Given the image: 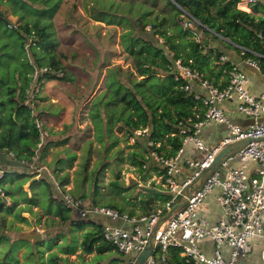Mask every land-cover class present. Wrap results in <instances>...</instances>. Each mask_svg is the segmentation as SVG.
I'll use <instances>...</instances> for the list:
<instances>
[{
  "label": "trees",
  "instance_id": "trees-1",
  "mask_svg": "<svg viewBox=\"0 0 264 264\" xmlns=\"http://www.w3.org/2000/svg\"><path fill=\"white\" fill-rule=\"evenodd\" d=\"M62 1L0 0V264H101L98 256L113 248L103 239L102 218H75L74 210L63 206L51 182L38 170L51 166L43 160L49 132L41 115L60 112L50 102L39 103L45 100L40 94L42 83L75 80L53 22ZM238 1L84 0L90 19L118 27L119 45L131 66L108 65L103 88L96 93L101 60L89 69L85 92L74 97L75 108L79 101L87 103L93 138L83 145L69 193L82 200L91 195L88 205H103L129 216L148 214L169 199L160 183L142 199L127 202L130 207L118 203L113 196L127 189L118 181L121 166L129 164L143 180L149 170L161 175L163 169L150 152L172 157L182 146L185 134L181 130L191 133L193 124L202 118L205 107L195 94L202 97L204 92L196 82L184 89L187 82L176 73V60L220 89L229 82L233 53L256 61L264 73V15H256L264 12V2L252 3L251 12H247L237 8ZM239 46L247 49L243 55ZM221 55L227 59L221 61ZM37 121L47 131L41 147L37 146ZM141 127L147 130L135 134ZM73 131V122L64 124L63 130L55 132L59 138L51 142L64 144L75 137ZM62 152L66 159H58L56 165L60 162L71 167L76 153ZM16 163L32 166L34 171L12 168ZM105 172L111 175L105 186L110 192L115 190L112 195L102 193ZM56 178L60 197L69 176L64 172ZM54 203L61 205L64 213L53 210ZM33 208L44 217L40 229L50 226L43 231L44 239L34 245L15 237L29 230L32 223H41L39 217L34 219ZM61 224L67 230L54 228ZM76 231L80 233L71 244ZM72 255H76L73 261L69 259ZM163 264L188 263L179 249L169 248Z\"/></svg>",
  "mask_w": 264,
  "mask_h": 264
},
{
  "label": "built area",
  "instance_id": "built-area-1",
  "mask_svg": "<svg viewBox=\"0 0 264 264\" xmlns=\"http://www.w3.org/2000/svg\"><path fill=\"white\" fill-rule=\"evenodd\" d=\"M256 1L239 0L236 6L244 10ZM239 49L240 55L247 51L240 46ZM226 59L225 55L220 56L221 61ZM246 62L251 67H259L251 58H246ZM44 70L39 69L34 75ZM175 71L186 79L185 90L193 82L199 85L205 94L202 97L195 94V97L201 98L205 111L193 124L191 133L181 130L185 136L175 155L165 158L155 151L150 152L153 161L163 169L159 179L169 193V199L150 213L138 216H129L103 205L90 206L68 191L60 192V202L80 218H102L103 239L126 256L125 264H134L149 245L151 251L142 264H163L169 248L179 249L188 264H264V93L256 97L245 89L248 80L237 65H232L229 82L221 89L202 79L199 72L183 65L180 59L175 62ZM228 100L236 101L234 112L237 116L251 121L246 124L234 122L218 106ZM41 124L36 122L40 131L38 147L47 136ZM213 124L224 125L226 134L208 144L201 133ZM146 130L147 127H141L135 134ZM130 141L133 142V138ZM240 141H245L244 146L225 153L212 173L202 181V176L213 168L218 153ZM188 144L202 156L182 159ZM248 163L253 164L249 169ZM192 187L186 195L185 190ZM214 190L215 204L219 206L221 216L212 221L202 209L206 197ZM184 199L186 203L182 207L167 215ZM254 239L261 242L258 262L250 260Z\"/></svg>",
  "mask_w": 264,
  "mask_h": 264
},
{
  "label": "rangeland",
  "instance_id": "rangeland-1",
  "mask_svg": "<svg viewBox=\"0 0 264 264\" xmlns=\"http://www.w3.org/2000/svg\"><path fill=\"white\" fill-rule=\"evenodd\" d=\"M11 20L14 21V17H11ZM53 22L60 40V47L62 51L67 54V63L71 65V71L75 75V80L73 82L44 81L40 89V94L42 97H45V100L39 103L44 105L50 102L54 107L60 108V112L54 116L41 115L42 121L49 132L46 143L47 149L43 160L51 166H42L38 168L39 174L44 175L51 182L53 193L59 199L58 192L61 188L59 187L56 176H60L64 172H67L69 183L63 187L65 191H70V189H72L73 171L78 168L80 156L83 153V145L86 140L93 138V131L91 130L92 124L87 117V103L79 101L78 106L75 108L74 97H81L85 92L89 81V69H91L93 65H99L101 60L104 59V63L101 64L103 66L100 68L101 74L98 84L95 87L96 93L103 88V75L108 65H120L126 68L130 67L131 64L130 59L122 52L119 45L118 27L90 19L84 8V0H63L60 8L53 17ZM97 54L100 57L98 61H96ZM71 122H73V128L74 131H76L75 137L69 138L64 144L54 145L51 141L57 140L60 136V134H56L55 132L63 130V125ZM65 133H68V131ZM48 141H50L49 143L51 144L47 145ZM120 145H122V143ZM63 149H68L76 153V158L73 160L71 167L64 166L63 163L60 162H57L56 165L58 159H66V156H64L62 152ZM11 165L13 166L12 168L16 170L28 169L34 171L32 166L20 163ZM57 167L63 168L62 170L55 169ZM53 171L56 174L52 173ZM110 179L111 175L105 172L102 187V193H106L105 195H112L115 191L113 190V192H110L108 187L105 186ZM118 181H123L127 189L122 190L120 195H115L113 197L118 203L125 205L126 208L130 207L127 202L142 199L147 191H155L156 185L161 183L159 176L156 175L153 170H149L148 178L143 180L138 172L126 163L121 166V175ZM153 182L155 184H153ZM26 187L27 184L24 185V188ZM90 196L91 195L83 199L86 204L90 203ZM103 202H105V200L99 201V203ZM51 208L55 211L64 213L63 207L59 204L54 203L51 205ZM33 209L35 211L33 216L34 219L39 217L42 220L39 225H36V228L42 232L50 228V226H44L43 229H40V226H42L44 222V217H42V215L39 216L38 212H36L38 208ZM72 214L75 218H79V215L74 211ZM24 215L28 216L27 213H24ZM23 227L25 226L23 225ZM61 227L67 230L66 225L63 226V224L54 226V228ZM78 233L80 232L76 231L71 235V244H75V237ZM252 245L255 251L260 245V240H252ZM254 251L253 253H255ZM86 258H89V256ZM69 259L71 261L75 260L76 255L69 256ZM125 260L126 256L122 255L114 248H111L97 258V261L101 264H125Z\"/></svg>",
  "mask_w": 264,
  "mask_h": 264
},
{
  "label": "crops",
  "instance_id": "crops-1",
  "mask_svg": "<svg viewBox=\"0 0 264 264\" xmlns=\"http://www.w3.org/2000/svg\"><path fill=\"white\" fill-rule=\"evenodd\" d=\"M264 2V0H261ZM244 6V5H243ZM244 11L251 12L250 6H246ZM256 15H264V12H258ZM232 62L234 65H237V67L244 73L245 77L247 78V83L245 84V89L253 96L258 97L262 93H264V73L261 71V67L259 65L258 69L251 67L247 62L246 59H242L237 54L233 53L232 55ZM205 94V93H204ZM236 101L235 100H228L224 102L218 103V106L224 110V112L236 123L239 124H246L251 121V119H244L239 116H237L234 112ZM226 134V128L222 124H213L208 127H205L202 130L201 137L203 140L211 144L212 142L216 141L220 137L224 136ZM202 156V154L197 151L192 144H188L185 146L182 159L187 158H194L198 159ZM252 163H248V169L252 166ZM215 193L216 190H214L212 193H210L203 204V211H205V214L209 217L210 220L214 221L217 218L221 216V210L218 205L215 204ZM261 248V242L260 245L257 247V249L252 252L251 254V261L258 262L259 260V253ZM208 252L210 253V250L208 249Z\"/></svg>",
  "mask_w": 264,
  "mask_h": 264
},
{
  "label": "water",
  "instance_id": "water-1",
  "mask_svg": "<svg viewBox=\"0 0 264 264\" xmlns=\"http://www.w3.org/2000/svg\"><path fill=\"white\" fill-rule=\"evenodd\" d=\"M205 43H207V41H205ZM244 144H245V141H240V142H237V143H233L231 145L226 146L220 153H218V155L215 157V160H214V163H213V168L211 170L207 171L202 176V181H205L206 178L212 173V170L219 163L220 159L225 155V153L234 152L238 148L244 146ZM192 190H193V187L190 188V189L185 190L184 193L186 195H188ZM185 203H186V199H184L183 201H181L180 203L175 205L172 208V210L169 211V213L167 215L171 214V212H173L175 209H177L179 207H182ZM15 237L18 238V239L24 240V241H28L32 245H34L35 242H38V241H41V240L44 239L43 232L38 230L34 223H32V227L29 230L18 232V233L15 234ZM150 251H151V245H149L145 250H143L139 254V256L135 260L134 264H142L144 262V260L146 259V257L149 255Z\"/></svg>",
  "mask_w": 264,
  "mask_h": 264
}]
</instances>
